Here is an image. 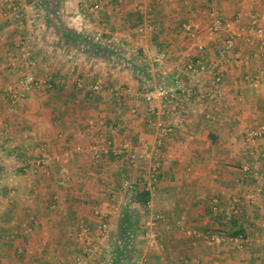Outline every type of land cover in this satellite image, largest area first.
I'll use <instances>...</instances> for the list:
<instances>
[{
    "label": "crops",
    "instance_id": "0c3cea01",
    "mask_svg": "<svg viewBox=\"0 0 264 264\" xmlns=\"http://www.w3.org/2000/svg\"><path fill=\"white\" fill-rule=\"evenodd\" d=\"M214 11L223 26L211 37ZM254 19L264 27V0H0V98L28 61L51 85L12 109L0 100V264H133L152 219L161 247L147 264H264V138L245 135L264 124V81H247L264 67V31L248 41ZM198 59L221 65L223 81L212 84V67L190 71ZM159 85L194 92L154 116L173 128L160 148L141 97Z\"/></svg>",
    "mask_w": 264,
    "mask_h": 264
},
{
    "label": "built area",
    "instance_id": "2783aa9c",
    "mask_svg": "<svg viewBox=\"0 0 264 264\" xmlns=\"http://www.w3.org/2000/svg\"><path fill=\"white\" fill-rule=\"evenodd\" d=\"M12 8H14V10H17V7L14 5L12 6ZM212 15L214 17V20L209 25L208 34L209 36L214 37L218 35L222 29L223 18L216 11L212 12ZM253 26H255V28L250 29L249 35H248V41H251V38L253 37V35H262L264 31V27H256V19H254L253 21ZM184 29L187 32L191 33V35L194 34L192 24H185ZM235 46H236L235 37H230L229 39H227L225 43V47L222 50V55L226 56L227 54H232L234 52ZM21 47H22L21 50L23 54L25 56H28L29 55L28 51H26L27 41H23L21 43ZM27 66L29 67V70L25 72L23 77L19 80L18 86L15 89H13V91L10 93V96L8 97L9 103L11 106L10 109H12L15 106V104H17L21 99H23L29 90L42 87V86H45L48 88L51 86L49 81H47L46 79L38 78L37 75L34 73L33 69H34L35 63L33 61H28ZM220 66L221 65H213V64L210 65L204 59H198L196 62L190 63L188 65V69L192 72L197 73V72L206 71L210 69V67H212L213 75H212L211 82L213 85H218L223 81V71L221 70ZM247 80L248 82L255 84V85L260 84L264 80V67L256 75L247 77ZM92 90L94 91L99 90V85H93ZM178 91L179 92L182 91L181 95H183V97L187 99H190L194 94V92L191 89H187L183 85H180L177 89L169 88L166 85H159L152 89H145L144 91L141 92L142 100L144 101L147 107L146 115H147L148 121L153 126L156 127L159 133V136H160V138H158V146H159L158 148H160V146L162 145L161 139L169 135L173 131V128L172 126L168 125L165 121H163L161 118L155 119L154 116L159 115V114H166V113L169 114L173 112V105L176 104V100L178 99L180 95ZM245 135H246V141L248 142H252L257 139L264 138V124L259 125L258 127L248 128L246 130ZM46 148H47V144L44 142L42 144L43 157L40 160L39 164L45 167H47L49 165V162L51 161L50 154H48V152L46 151ZM123 150L129 152V157L131 159L135 158V154L132 153V151L128 149V146H125ZM154 155L156 159H158L159 157L158 150L155 149ZM158 169H159V162L154 163L151 166L150 171L143 174L142 176V179L144 182L143 190L148 191V192L150 191L152 183L156 180ZM243 171H244V176L243 178H241V180H243L244 177H246L247 172L249 171V167L248 166L244 167ZM123 187L126 191H132L134 184L131 183L130 181H126L123 184ZM234 203L235 205H238L239 199H234ZM213 210L214 211L218 210L217 200H214ZM160 218H161L160 216H157V219H160ZM155 224L156 222L147 223V226H150V228L147 227V229H145L144 231V237L147 239V247L142 253L141 258L137 260V263H142L143 261L148 260L152 252L161 247L158 243L157 233L155 230L152 229V227ZM100 229H101L102 235H105L109 231V224L107 223V219L103 217H102ZM187 233L189 235H192L194 231L187 230ZM235 238L237 240H244L245 237L243 234H239Z\"/></svg>",
    "mask_w": 264,
    "mask_h": 264
},
{
    "label": "rangeland",
    "instance_id": "374dc122",
    "mask_svg": "<svg viewBox=\"0 0 264 264\" xmlns=\"http://www.w3.org/2000/svg\"><path fill=\"white\" fill-rule=\"evenodd\" d=\"M26 70H29V67L26 69ZM33 71H34V73L36 74V72H35V67H34V69H33ZM250 77V76H249ZM248 81V80H247ZM264 81V80H263ZM262 81V82H263ZM19 82V81H18ZM261 82V83H262ZM250 83V82H249ZM252 84V83H251ZM95 85H98V84H95ZM18 86V85H17ZM146 89V88H145ZM29 91H31V90H29ZM28 91V92H29ZM28 92L26 93V95L28 94ZM1 96V95H0ZM26 97V96H25ZM24 97V98H25ZM23 98V99H24ZM0 100H8V108L7 109H10V103H9V99H7V98H0ZM22 100V99H21ZM17 104H15V106H16ZM1 113H0V117H1V115L3 114L2 113V111H0ZM47 149V148H46ZM48 152V151H47ZM48 154H49V152H48ZM50 164H51V161L49 162V165L47 166V167H49L50 166ZM126 181H130L129 179H127V180H125V181H122V183L124 184ZM131 182V181H130ZM132 183V182H131ZM64 184V183H63ZM123 189H124V187L123 186H121ZM125 190V189H124ZM124 192V191H123ZM118 201H119V199H118ZM96 216H97V218L99 219V221H100V225H101V221H102V217L103 218H105V219H107V223L108 224H110V219H109V215L108 214H106V213H102V212H96ZM157 219V218H156ZM150 222H156V224L152 227V229L153 230H155V228L157 227L156 225H157V221L155 220V219H152V220H150ZM109 228H110V225H109ZM148 228H150V226H148ZM143 234H144V232H143ZM100 235H101V238H108L107 236H109V231L105 234V235H102L101 234V229H100ZM157 239H158V234H157ZM159 243V242H158ZM147 245V244H146ZM147 247V246H146ZM147 262H148V260H146V261H143L142 263H137V261L136 262H134L133 264H147Z\"/></svg>",
    "mask_w": 264,
    "mask_h": 264
},
{
    "label": "trees",
    "instance_id": "16d2710c",
    "mask_svg": "<svg viewBox=\"0 0 264 264\" xmlns=\"http://www.w3.org/2000/svg\"><path fill=\"white\" fill-rule=\"evenodd\" d=\"M67 37L69 38H73L74 41L75 40H79L82 39L81 36H79L78 34L74 33V32H68ZM93 48V46H92ZM92 51V49H91ZM137 200L141 203V204H147L149 201V192L148 191H142L141 193H137L136 195ZM114 264H120V259H116V261L114 262Z\"/></svg>",
    "mask_w": 264,
    "mask_h": 264
}]
</instances>
